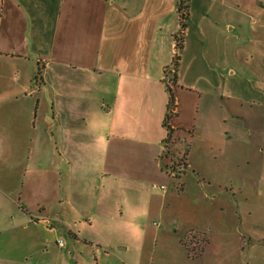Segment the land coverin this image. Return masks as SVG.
Wrapping results in <instances>:
<instances>
[{
	"label": "crops",
	"instance_id": "1",
	"mask_svg": "<svg viewBox=\"0 0 264 264\" xmlns=\"http://www.w3.org/2000/svg\"><path fill=\"white\" fill-rule=\"evenodd\" d=\"M188 5L172 69L178 0H0V176L16 196L0 264H241L259 248L264 138L229 122L264 124V0ZM192 92L199 112L178 122Z\"/></svg>",
	"mask_w": 264,
	"mask_h": 264
},
{
	"label": "rangeland",
	"instance_id": "2",
	"mask_svg": "<svg viewBox=\"0 0 264 264\" xmlns=\"http://www.w3.org/2000/svg\"><path fill=\"white\" fill-rule=\"evenodd\" d=\"M180 31H181V28H180ZM177 54H179V52H177L175 50L174 55L176 56ZM171 68L174 69L173 66ZM186 76L188 77L189 75H186ZM166 80H167L166 81V88L167 89H168V87L173 88V86H174L173 75L168 74L166 76ZM185 81H186L185 82L186 85H189L191 87H199V85L201 87L200 82L192 81V80H188V79H185ZM191 89H194V88H191ZM192 91H194V90H192ZM168 94H169V92H168ZM190 95L196 98L197 103L195 105L191 104V107H193V110H191L190 111L191 113H189L187 104H183V102H182L180 109H179V111H181V116H180V119L178 122L182 123L183 121H185V123L187 124L188 122H191L193 120L192 119L193 115L196 112L197 113L199 112V109H200L199 105L200 104H199L198 93H196V92L184 93L185 97H188ZM169 96H170V94H169ZM184 103H186V101ZM244 111H245L244 116H246V117L251 118V117L256 115L255 113H253V111L251 110V108L249 106H246ZM233 114L235 115V113H233ZM259 115H260V117H264V113H261ZM199 117H197V121L200 119ZM206 120H207V118H206ZM211 121H213V119H211ZM173 123H175V121ZM229 127H230L229 128L230 132L231 133L234 132V135H236L238 132V134L240 136V135H243L244 131L249 130L251 132V136L259 137L261 139L264 138V124H262L261 122L253 121V119L248 123V125H247V123H245V121L241 122V121H237L236 119H235V121L230 119ZM184 136H187V135H184ZM187 137H189V136H187ZM261 147H262V151H263L264 146L262 145ZM164 164L168 165L169 169H170V165H171V167H173L174 162L172 160H166L165 159ZM3 178H4L3 176H0V236H16V234L13 232L14 231L13 227L16 224V220H15L16 215L13 211L15 209H13V206L10 203V200H12L15 195L13 196L12 193L3 192V187H2L3 184L1 182L3 180ZM162 185H164L165 188L168 187V189H171V187L180 188V186H181V184L178 181L174 180V181H170L168 183H163V184L158 185L157 188L159 191H161L160 187ZM25 196H27V195H23V198H22L23 200H25ZM260 210H261L262 216H264V204H262V207ZM151 227L154 228L153 224ZM257 233H259V235H260V236H257L259 239L257 241H260L258 243L259 248L257 250H255L254 252L252 251L251 253H245L244 252V254H243L244 260H242L241 264H247V262H249V264H264V241L262 240V237L264 238V218L261 219V224H260V227H259ZM61 243H63V246H64L65 245V239L59 238L58 244L60 245ZM201 254H200V256H201ZM200 256L195 257V258H199Z\"/></svg>",
	"mask_w": 264,
	"mask_h": 264
},
{
	"label": "trees",
	"instance_id": "3",
	"mask_svg": "<svg viewBox=\"0 0 264 264\" xmlns=\"http://www.w3.org/2000/svg\"><path fill=\"white\" fill-rule=\"evenodd\" d=\"M188 4H189V0H178V14H179V17L181 20V31L175 36V43H176L175 49L179 53L182 52V50H183V33H184V30L186 29V22H187L188 15H189V5ZM179 61H180V56H179V54H177L174 58L173 67L177 68ZM169 69L170 68H167V70H169ZM37 78L38 79L41 78V73L38 74ZM167 91L170 94V103L168 105L167 114H166V118L164 121V126L168 130V137L164 143L168 149V147H169L168 145H169V142L171 140L172 133H173V130L171 129L169 123L171 122V120L175 116L174 111L176 109V104H175L174 94H173L171 88L168 87ZM185 162L186 161L184 159H180V160L178 159L177 161H175L174 165L172 167V171L174 173H176L177 170L174 167H178L179 169H184L186 167Z\"/></svg>",
	"mask_w": 264,
	"mask_h": 264
},
{
	"label": "built area",
	"instance_id": "4",
	"mask_svg": "<svg viewBox=\"0 0 264 264\" xmlns=\"http://www.w3.org/2000/svg\"><path fill=\"white\" fill-rule=\"evenodd\" d=\"M176 46V43H175ZM191 237V247L189 248V251L191 253V256L193 258L200 256L202 253V246H203V240L198 239L196 236H190ZM62 246V243L60 244Z\"/></svg>",
	"mask_w": 264,
	"mask_h": 264
}]
</instances>
